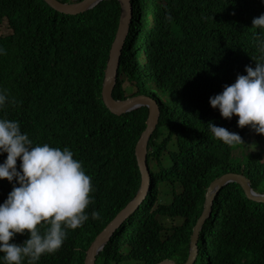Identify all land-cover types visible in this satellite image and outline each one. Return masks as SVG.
<instances>
[{
    "label": "trees",
    "instance_id": "1",
    "mask_svg": "<svg viewBox=\"0 0 264 264\" xmlns=\"http://www.w3.org/2000/svg\"><path fill=\"white\" fill-rule=\"evenodd\" d=\"M132 1L134 17L112 98L125 101L131 90L159 106V122L147 145L150 190L95 264H184L205 192L216 178L242 174L264 194L261 153L242 163L233 159L252 134L257 145L264 144V135L238 127V116L225 119L209 103L238 75H247L246 66L255 68L251 57L259 55L264 30L252 28V21L264 14V0ZM120 15L115 0L77 16L61 14L43 0H0V93L8 97L0 119L18 122L33 146L68 148L93 188L85 209L89 219L77 229H64L62 246L33 264H84L97 234L141 187L135 149L148 111L115 117L100 96ZM209 122L239 134L243 143L229 146L216 139ZM172 145L176 149L169 151ZM165 152L167 166L162 163ZM6 157L0 153V164ZM21 162L18 158V171ZM14 183L0 180V204ZM92 211L101 218L93 220ZM47 227L42 222L38 230L43 234ZM29 238L25 231L10 243L22 245ZM3 257L0 253V264H6ZM29 262L25 257L21 264ZM196 264H264V204L249 200L240 185L228 184L201 229Z\"/></svg>",
    "mask_w": 264,
    "mask_h": 264
},
{
    "label": "clouds",
    "instance_id": "2",
    "mask_svg": "<svg viewBox=\"0 0 264 264\" xmlns=\"http://www.w3.org/2000/svg\"><path fill=\"white\" fill-rule=\"evenodd\" d=\"M167 19L171 20V16ZM252 28L264 30V14L253 19ZM257 51L259 55L251 57L255 68L246 66L247 75H238L235 83L210 97L209 103L225 119L238 116V127L250 126L257 134L264 135V31L258 37ZM7 101L6 91L0 93V106ZM11 103L15 105L16 101L13 99ZM208 127L216 139L229 146L243 143L239 134L224 127L211 122ZM0 153H7L6 160L0 164V180L16 181L0 204V253L4 254L6 264H21L25 257L33 264L42 254L54 253L62 246L66 238L64 229H77L89 219L85 209L91 203V178L68 148L33 146L28 135L21 132L19 123L13 120L0 119ZM18 158L22 161L19 171ZM91 218L99 220L100 212L92 211ZM42 222L49 225L43 234L38 230ZM25 231L30 238L22 245L10 243L14 235Z\"/></svg>",
    "mask_w": 264,
    "mask_h": 264
},
{
    "label": "water",
    "instance_id": "3",
    "mask_svg": "<svg viewBox=\"0 0 264 264\" xmlns=\"http://www.w3.org/2000/svg\"><path fill=\"white\" fill-rule=\"evenodd\" d=\"M53 10L70 16H77L88 12L97 4L105 0H81L77 2L64 3L60 0H43ZM121 6V15L119 26L111 44L108 60L104 70V77L101 87V100L105 109L115 117H122L142 108L148 110V116L145 123V131L141 135L136 145L135 154L139 171L141 174V187L133 200L124 207L115 217L97 234L93 242L86 251L84 264H95L97 255L104 246L111 240L117 230L133 216L141 207L150 190V171L147 163V145L156 130L159 122L160 110L158 104L146 96H137L125 101H115L112 98V92L119 78L120 61L126 40L129 36L131 24L134 17V7L132 0H115ZM230 183H236L241 186L247 198L253 202L264 204V194L255 191L250 180L242 174L227 173L216 178L208 187L204 196L202 214L197 220L190 242V252L186 263L196 264L199 257V240L201 229L212 215L213 205L216 197ZM160 264H177L174 261H165Z\"/></svg>",
    "mask_w": 264,
    "mask_h": 264
},
{
    "label": "rangeland",
    "instance_id": "4",
    "mask_svg": "<svg viewBox=\"0 0 264 264\" xmlns=\"http://www.w3.org/2000/svg\"><path fill=\"white\" fill-rule=\"evenodd\" d=\"M68 1L69 2H74L76 0H68ZM125 88L126 89L129 88V84L128 83L125 84ZM134 93L135 92H133V91L130 90V93H128L129 96L127 95V98L128 97H133V96L134 97L135 96H138V95H136L137 93H135V94ZM165 133H166V130L162 129L161 130V134H162L161 137H163L165 135ZM160 138L158 140V143H160L163 140V138H161V139ZM256 143H257L256 142V137L254 136V134H252L251 137H250L249 145H246V146H242L240 148H237L236 149L235 156H233V159L239 160L242 163L243 162L242 160H243L244 157H247V156H249L252 153L253 154L261 153V155H262L261 161L264 162V144L257 145ZM175 149H176L175 148V145H172V146L169 147V151H172V150H175ZM240 149H243V150L240 151ZM168 162H169V160H168V157L166 156V152H165L162 155V163H163V165L167 166L168 165ZM151 171L153 173L154 172L156 173L157 172V167L154 166V165H152ZM166 223H168V226L171 224L170 221H168ZM175 223L176 224H179L178 221H175ZM128 264H135V263H128Z\"/></svg>",
    "mask_w": 264,
    "mask_h": 264
}]
</instances>
